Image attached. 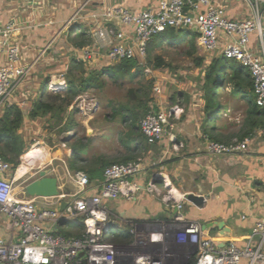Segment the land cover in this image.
Here are the masks:
<instances>
[{
	"label": "built area",
	"instance_id": "2783aa9c",
	"mask_svg": "<svg viewBox=\"0 0 264 264\" xmlns=\"http://www.w3.org/2000/svg\"><path fill=\"white\" fill-rule=\"evenodd\" d=\"M243 1L249 2L252 8L251 16L243 20L230 19L226 9L212 0H159L156 7L141 11L107 7L102 13L105 24L118 27L108 26L96 32L101 41L86 48L83 58L90 60L98 55L110 63L123 59H137L141 63L147 57L150 41L165 29L195 31L198 45L205 53L220 50L226 58L239 62L250 72L254 101L264 109L261 0ZM112 19H118V23ZM17 28L12 21L0 29V51L7 54L6 64L0 66V109L8 105L17 82L28 71L18 63L20 49L13 40ZM253 37L257 38L256 43ZM105 47L107 50L103 54ZM153 90L157 96L163 92L160 85ZM155 106L154 101L152 107ZM173 109H152L141 119L142 134L150 144L172 137ZM249 142V138L225 143L207 137L206 151L211 155L234 154L246 151ZM141 165L138 161L108 165L99 183H91L83 171L69 172L77 191L73 194L63 192L53 197L55 202L43 206L41 199L47 201L48 198L18 197L16 179L11 173L13 165L0 157V174L9 180L0 179V213L5 215V224L11 233L10 238H0V262L190 264L195 259V264H264V217L256 221L244 242L220 243L206 235L200 219H188L182 212L170 222L160 220L152 224L120 216L108 203L122 196L132 198L142 188L133 181L141 172ZM62 200L68 201L64 211L60 209ZM182 208L183 204L178 203L177 209ZM70 222H81L84 231L72 236L60 233V228ZM127 229L132 235L130 242L114 240L116 234ZM171 244L175 245L171 247ZM175 246L179 250H174Z\"/></svg>",
	"mask_w": 264,
	"mask_h": 264
},
{
	"label": "crops",
	"instance_id": "0c3cea01",
	"mask_svg": "<svg viewBox=\"0 0 264 264\" xmlns=\"http://www.w3.org/2000/svg\"><path fill=\"white\" fill-rule=\"evenodd\" d=\"M212 1L223 6L230 19L243 20L251 16L252 8L247 1ZM158 2L159 0H0V29L9 22H15L18 28L13 40L20 49L18 63L28 68L26 75L17 82L15 93L8 103L19 106L23 112L24 122L20 133L24 136L27 145L31 133L38 130L41 124L48 122L47 125L58 124L60 127L66 126V129L73 125L72 118L70 119L73 105L66 108L61 118L52 114L31 117L30 113L37 103L48 102L52 96L57 95L56 87H67L65 75L74 59L83 61L86 69H100L113 64L98 55L90 60L83 58V51L86 48L98 45L101 41L96 36V32H101L108 26L114 29L118 27L117 24H105L102 15L104 9L126 7L133 11H141L156 7ZM259 5L264 17V0H261ZM70 20L72 22L68 24ZM82 29L87 30L92 43L84 48H78L70 44L66 38L67 34L78 33ZM195 40L198 49L202 50L197 42V33ZM252 40L254 43L257 42L256 37ZM102 43L105 46L104 42ZM65 48L68 49L70 56L68 53L67 58H64L63 63L60 64L58 58L66 54ZM106 50L105 47L102 53L104 54ZM144 61L145 59L141 64L145 65ZM6 62V52L0 51V66ZM153 83V87L160 85L163 90L157 96L152 88L153 102H156L158 109L174 108L173 120L175 119L176 122H173L171 128L172 137L157 143L158 153L155 154L152 148L149 150L150 158L145 162L144 167L141 165V172L133 179L142 188L135 192L132 198L122 196L117 200L109 201V206L122 217L149 224L160 220L170 222L182 212L188 219H200L204 224L214 223V226L205 229L206 235L220 243L231 240L244 242L256 221L264 217V128H257L250 133L247 137L250 142L246 151L211 155L206 151L207 137L231 143L238 140L239 135L246 130L245 98L241 94L235 96L245 105V110L241 112L243 115L233 116V108L228 104L226 110H220L212 115V118L206 119L202 85L197 87L199 90L191 88L185 89L186 91L179 90L175 101L174 96H169L163 81L156 77ZM56 102L62 103L60 98ZM6 107L0 109V114ZM81 124L83 127L89 126L87 120ZM105 134L101 135L102 140H110ZM120 139L121 145L127 140L123 137ZM40 143H44L41 138ZM129 144L133 147L136 142ZM170 145L173 146V150L170 149ZM37 151L43 158V149L38 146H33L22 156L30 158L29 162L32 161L35 165ZM70 151L72 153L70 155L68 153L69 159L76 153L72 147ZM87 153L79 152L82 158L88 159ZM99 156L107 159V152L96 155ZM33 164L28 163V169L24 174L20 173L19 167L11 172L16 182H21L23 185L21 187L23 198H30L25 193L26 184L39 177L23 179L34 166ZM68 165L67 171L70 172ZM51 170L52 175L58 177L61 193L73 194L77 191L70 190L72 184L74 186L75 184L67 174L56 172L54 168ZM191 192L205 196L206 202L202 208L187 201L185 194ZM41 200L40 203L46 206L56 199ZM178 203L183 204L180 211L177 209ZM5 221V215L0 213V238L7 239L11 237V233ZM219 222H223L224 227L216 225ZM72 223L64 224L65 226L63 225L60 230L72 227ZM74 223L81 224V222Z\"/></svg>",
	"mask_w": 264,
	"mask_h": 264
},
{
	"label": "trees",
	"instance_id": "16d2710c",
	"mask_svg": "<svg viewBox=\"0 0 264 264\" xmlns=\"http://www.w3.org/2000/svg\"><path fill=\"white\" fill-rule=\"evenodd\" d=\"M190 33V35H189ZM75 37V38H73ZM196 33L186 29H175L169 27L156 35L149 43L147 49L148 54L157 46L168 43H177L185 40L191 44L192 50L197 51ZM70 40L73 45L78 48H84L92 43L91 36L86 29L78 33H70ZM146 58V59H147ZM155 66L162 67L168 64L160 55H154ZM197 62L201 65L204 62L203 57L197 58ZM142 65L137 59H123L116 64L103 66L100 69H86L85 63L74 59L65 75L67 87L60 88L50 101L40 102L31 111V117L46 116L52 114L54 117L61 118L66 108L74 106L75 100L86 92L102 91L108 86L107 79H116L118 76L130 75L137 77L142 72ZM153 80L149 81V89H152ZM203 98L205 101V116L212 118L216 112L226 110L228 104L223 99L235 97L241 94L247 101V109L245 112L246 130L239 135L240 141L250 136V133L257 128H264V109L259 107L254 101L253 79L250 72L245 69L239 62L226 58L224 55L214 57L208 64L204 76ZM61 99L60 104L56 102ZM153 97L143 90V87L131 88L128 90L127 101L118 104L113 108L112 117H120L123 124H128L130 131L126 136L127 141L122 146L126 150V154L119 160L108 161L99 156L92 158H82L79 152H87L88 145H74L76 152L69 160V168L72 171L84 170L88 175L91 183H99L103 179V171L105 167L114 163H122L128 161H138V157L144 150V143L147 139L144 137L140 127L141 119L152 109L158 110V107H152ZM24 115L21 108L17 105H8L5 111L0 114V157L13 165L16 170L20 164V158L26 154L27 143L24 136L20 133L23 126ZM212 131V129H211ZM212 137V135H211ZM130 141V142H129ZM131 142H136L135 146H129ZM29 152V150H28ZM27 152V153H28ZM22 156V157H23ZM78 163L88 162L87 167L75 165ZM139 221V220H135ZM78 223H72V227L76 228ZM60 233L66 236H72L67 230H60ZM76 233L74 235H80ZM116 241H131L132 235L129 230H122L120 234L114 237ZM190 264H195L193 259Z\"/></svg>",
	"mask_w": 264,
	"mask_h": 264
},
{
	"label": "rangeland",
	"instance_id": "374dc122",
	"mask_svg": "<svg viewBox=\"0 0 264 264\" xmlns=\"http://www.w3.org/2000/svg\"><path fill=\"white\" fill-rule=\"evenodd\" d=\"M66 39L70 44H73V41L70 40V35L67 34ZM64 51H66V54L60 55L58 58L60 64L63 63L64 58H67L66 55L69 53L68 49ZM154 55H160L168 65L162 67L155 66ZM220 55V50L213 54H207L203 50L198 49V47L197 51L194 52L191 44L186 38L181 42H164L157 46L150 52V54H148V58L146 57L147 59L144 61L146 66L141 64L142 72L139 73L137 77L126 75L118 76L116 79H107L108 86L104 90L92 91L84 94L82 97L79 96L75 100L74 106L71 110L72 116H70V119L72 118L73 125L68 126L69 129H66V126L60 127L58 124L54 125L50 123L47 125L48 122H46L44 125L41 124L38 130L31 133V137L28 139L26 153L33 146H38L43 149L44 156L43 158H36L35 165L32 161L29 163L34 166L31 167V170H29V173L23 179L29 180L27 178L31 179L32 176L37 177L39 176L40 169L51 168H54L56 172L61 174H67L69 177V172L67 171V165L70 160L68 158V153L69 155L72 153L70 149L71 147L73 148L74 145H88L89 151L88 153L86 152V155L89 159L96 157L100 152H107L108 161L121 159L127 152L120 144V138L123 137V139H125L130 128L128 124H123L121 122L120 117L113 118L112 114L114 107L127 101L128 90L131 88L143 87V90L149 93V96L152 97V89H149L148 87L149 81H155V78L158 77L163 81L169 96H174L175 101H177L176 94L179 90L186 91L185 89L189 88L199 90V88H197L198 86L202 85L203 87L204 76L208 64L214 57ZM199 57L204 58V62L201 65L197 62V58ZM116 63L117 62H114V64ZM147 69H149V71H147ZM158 70L159 72H155ZM223 101L232 106L234 111L233 116L238 117L243 115L241 112L245 110V105L237 100V98L230 97L223 99ZM86 120L89 126L83 127L81 123ZM172 122H176V120H173L172 118ZM104 133L110 137V140H102L101 135ZM40 138L43 139L44 143H40ZM156 144H150L149 142L147 144L144 143V150H142L138 157V162H140L143 167L145 162L150 158L148 153L151 148L155 150V154L158 153L159 145ZM170 149L173 150L172 145H170ZM22 159L24 160V165L26 161H30V158L23 157L20 159L19 166L22 165ZM76 165L83 167L88 166L86 163L78 162H76ZM80 171L85 172L84 170ZM73 172L74 171L70 170V173ZM22 186L21 182H16V193L19 198H23L21 197ZM70 190H72V192L77 190L76 185L74 186L72 184ZM84 228L83 224H79L76 228L69 226L65 230L74 235L76 233H82ZM174 245L175 244H171V247ZM176 246L174 248L179 250Z\"/></svg>",
	"mask_w": 264,
	"mask_h": 264
},
{
	"label": "water",
	"instance_id": "95a60500",
	"mask_svg": "<svg viewBox=\"0 0 264 264\" xmlns=\"http://www.w3.org/2000/svg\"><path fill=\"white\" fill-rule=\"evenodd\" d=\"M113 22L118 23V19H112ZM0 179L7 180L3 174H0ZM25 193L30 197H45V198H53L58 197L61 194L59 188V180L58 177L52 175L51 169H42L39 172V177L29 182L25 186ZM185 198L187 201L193 203L199 208H202L205 205L206 198L204 195L196 194V193H187L185 194ZM68 206V201L62 200L60 203L61 211H64ZM219 227H224L223 222L216 223ZM214 226V223H207L203 225V229H207L208 227ZM0 264H26V263H4L0 262Z\"/></svg>",
	"mask_w": 264,
	"mask_h": 264
},
{
	"label": "bare ground",
	"instance_id": "6f19581e",
	"mask_svg": "<svg viewBox=\"0 0 264 264\" xmlns=\"http://www.w3.org/2000/svg\"><path fill=\"white\" fill-rule=\"evenodd\" d=\"M39 151H37V153L35 154V158H41L40 154L38 153ZM34 155V154H33ZM29 157V156H28ZM33 158V156H31ZM28 163H30L29 161H26L25 162V165L24 163L22 162V165L19 166V170H20V173L21 174H24L26 172V169H28ZM24 165V166H23ZM23 166V167H22ZM22 167V168H21ZM177 193V192H176Z\"/></svg>",
	"mask_w": 264,
	"mask_h": 264
}]
</instances>
